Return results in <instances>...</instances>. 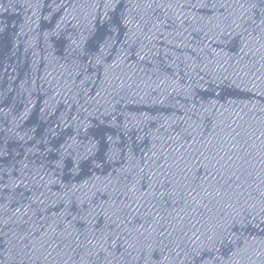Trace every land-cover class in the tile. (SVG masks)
Returning a JSON list of instances; mask_svg holds the SVG:
<instances>
[{
  "label": "water",
  "instance_id": "95a60500",
  "mask_svg": "<svg viewBox=\"0 0 264 264\" xmlns=\"http://www.w3.org/2000/svg\"><path fill=\"white\" fill-rule=\"evenodd\" d=\"M0 264H264V0H0Z\"/></svg>",
  "mask_w": 264,
  "mask_h": 264
}]
</instances>
